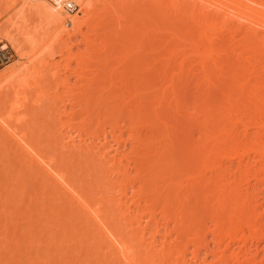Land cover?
Here are the masks:
<instances>
[{"label": "bare ground", "instance_id": "obj_1", "mask_svg": "<svg viewBox=\"0 0 264 264\" xmlns=\"http://www.w3.org/2000/svg\"><path fill=\"white\" fill-rule=\"evenodd\" d=\"M67 1L83 14L82 22L63 12ZM141 1L23 0L6 21L9 30L0 31L1 41L11 45L19 58L0 74L4 88L7 83L6 93L15 92L4 105L7 114L0 115L1 139L22 166H28L35 182L40 181L43 193L50 192V200L44 199L58 201V207L53 205L59 208L57 218L67 216L68 224L76 222L70 231L73 239L85 228V236L97 242L96 252L103 253L109 264H198L199 260L200 264L202 251L216 264H264V0H148L147 5ZM94 4L100 8L92 14ZM25 9L40 19L33 29L26 26ZM68 26L72 33L65 30ZM50 27H58L62 35L37 37ZM83 27L88 29L85 34ZM65 36L68 40L81 36L82 53L72 54L68 43L64 47L95 73L86 79V89L82 86L87 91L82 100L84 124L73 121L80 112L74 110L80 108L78 99L46 98L54 100L51 110L59 119L55 134L64 152L69 148L70 161L47 155L46 150L44 154L38 143L33 144L36 139L29 141L27 131L21 134L29 121L18 111L27 107L24 92L20 93L25 104H18V88L24 90L28 78L34 82L35 72L40 79L39 67L52 66L48 64L55 55L51 45ZM108 53L106 60L99 59ZM146 58L151 61L141 68L138 63ZM110 64L116 67L106 72ZM83 66L78 74L83 75ZM52 74L51 80L56 77ZM58 83L69 94L76 87L68 89L66 76ZM221 89L223 94H216ZM232 92L238 99L232 98ZM67 105L72 108L67 110ZM188 105L195 113L194 130L203 140L196 143L194 164L188 161L186 130L181 133L183 140L177 141V121L187 122L188 129V116L183 113ZM63 117L68 120L60 123ZM127 143L130 149L125 152ZM74 164L79 169L75 173ZM27 191L25 186L21 195ZM47 202L42 203L41 213L50 206ZM31 219L26 235L21 234L24 240L13 246L16 250L33 235L36 225ZM67 227L60 224L55 239ZM42 235L32 240L33 247L24 244L27 264H38L40 253L33 249L40 248L34 246L43 243L38 244L46 237ZM48 245L44 246L57 248ZM79 252L82 257L83 249Z\"/></svg>", "mask_w": 264, "mask_h": 264}, {"label": "rangeland", "instance_id": "obj_2", "mask_svg": "<svg viewBox=\"0 0 264 264\" xmlns=\"http://www.w3.org/2000/svg\"><path fill=\"white\" fill-rule=\"evenodd\" d=\"M22 1L23 0H0V31L2 32V31H4V30H6V29H8L9 27H7L6 29H5V27L7 26V24L6 23H8V22H6V21H8L9 20V18L14 14V13H16L17 12V10L22 6ZM86 1H91V0H86ZM135 2V3H140V1L141 0H131V4H133V2ZM68 2V1H67ZM142 2V4L144 3V5H147L148 4V0H147V2H146V0H145V2H144V0L143 1H141ZM138 3V4H139ZM13 5V6H12ZM11 7H13V8H11ZM98 8H100V6L98 5V4H94L93 5V10L91 11V13L92 14H95L96 12H97V9ZM12 9V10H11ZM170 11V10H169ZM63 12H65L66 14H68L66 11H64V9H63ZM171 12V11H170ZM188 12H189V6H188ZM189 14V13H188ZM70 16H72V17H74V18H76V19H78V20H80L81 22L83 21V19H82V17H83V14L82 13H77V11L76 12H74V13H72V14H69ZM24 16H25V18H26V20H28L27 22H26V26L29 28V29H33L34 27H36L38 24H39V21H40V19L36 16V14L34 13V11L33 10H30V9H25V11H24ZM189 22V21H188ZM9 25V24H8ZM9 30V29H8ZM65 30L67 31H70V33H72V27L71 26H68L67 28L65 27ZM11 31V33H12V35H13V30H10ZM13 31V32H12ZM16 31V30H15ZM44 30H42V31H40L39 32V36L37 35V37H42V38H44V39H47L48 37L50 38H53L54 36H56L57 34L59 35V36H61L62 34H59V32H60V29H58V27H50L48 30L47 29H45V31L43 32ZM0 32V33H1ZM17 32V31H16ZM43 32V33H42ZM88 32V29H86V27H83L82 28V33L83 34H85V33H87ZM15 33V32H14ZM45 34V35H44ZM14 36H16V37H18V33H17V35H16V33H15V35ZM91 36H92V34H91ZM93 37V36H92ZM110 38H112V36L110 37ZM111 41H114V39H111ZM5 41H1V38H0V74H5L7 71H8V66H10V65H12L15 61H17L19 58H18V55H16V53H15V51H14V49L12 48V46L11 45H6L5 46ZM65 43H68V45L70 46V48H71V50H70V52L72 53V54H77V53H82V51H83V49H84V44H82L83 42H82V39H81V36H72L71 37V39L70 40H68V38H66V36L65 37H63V39L62 40H60L59 41V43L56 45V43L54 42V44L52 43V45H51V52L52 53H55V55H54V57L53 58H51V59H49L48 61V64H50V65H52V66H50L51 67V69H50V71H49V68H46V69H41L40 67H39V76H40V79H39V77L37 76V74L35 75V73H37V72H35L34 74H33V77L35 78L34 79V82L32 81V80H30L29 78H28V82L25 84V86H23L25 89L23 90V88L22 89H20V88H18V96H20L21 97V95H22V93L24 92V97L26 98V96H27V99H26V106L27 107H23L24 109H20V110H18L19 112H21L19 115H21V116H26V121L28 120L29 122H27L26 124H25V127H22L21 128V134H22V132L24 133V132H26L27 131V136H28V139H29V141L31 142H34L35 140L34 139H36V143H33V144H35V145H37V143H38V145H40V147H42V152L44 151L45 152V150L47 151V155L49 154V153H51V154H56L57 156H58V158L60 157V158H63V157H65V161H70L71 160V152H68V150H69V148H65V150L67 149V152H64V150L60 147V138H58L59 139V141H55V140H58L57 139V134H55V133H57L56 132V128H59V126H58V121H59V119H58V117L56 118V117H54V114L55 113H53V111L51 110V108L53 107L52 106V102L54 101V100H51V99H48V102L46 101L47 99V97L49 96V98H52V99H58V96H60L64 101L68 98L67 96L68 95H72L71 97L72 98H76V99H78V100H76V102L78 101H80L79 102V106H80V108H78L77 109V107L76 106H74L75 107V109L74 110H78L77 112H79L80 114H81V111H82V115H80L79 113H77V120L75 119V120H73L74 122H77V123H75V125L77 124V125H79V123H83L84 124V122L83 121H85V117H86V115L85 114H83V113H85V106L83 105V103H85V102H83L84 100H83V95H85V92H87V91H85L84 92V90L86 89V84H87V81H86V79H88V78H90V76L92 75V74H95V73H91V71L92 70H94V68L92 69V67H89V66H83V62L82 61H79L78 59L76 60V59H74V58H76L75 56H73V55H69L70 53L69 52H67L66 51V48L64 47L65 46ZM55 45V46H54ZM4 46V47H3ZM6 47V48H5ZM54 47H56V48H54ZM27 48V47H26ZM83 48V49H82ZM28 49V48H27ZM53 49V50H52ZM62 51V53H61V51ZM24 51L26 52L27 50L26 49H24ZM58 51H60V53L61 54H63V57H62V55H60V53H58ZM58 53V54H57ZM65 53V54H64ZM69 53V54H68ZM65 55V56H64ZM103 56V57H102ZM107 56L109 57V53L108 54H104V55H101L100 57H99V59L101 60L102 58V60H106L107 59ZM148 57V56H147ZM69 60H68V59ZM135 58H137V57H135ZM147 60H149V59H151V58H146ZM146 59H144V60H142L141 62L139 61V63H138V65L139 66H141V64H143L142 66H141V68H143L144 66H145V64L147 63V64H149L150 63V61L151 60H149V61H147ZM26 60H21V62L19 61V63H23V62H25ZM39 61V60H38ZM37 61V62H38ZM144 61H147V62H144ZM79 62H81L82 63V66H83V69L84 70H82V73H83V75L82 74H78V73H81V68H82V66L80 67V66H77V63L78 64H80ZM39 63V66H40V61L38 62ZM38 63H36L35 65H36V68H38ZM145 63V64H144ZM146 64V65H147ZM85 65V64H84ZM137 65V64H136ZM53 66H55V67H53ZM66 66H68V67H66ZM114 67V64H110L109 66H108V69H105L106 70V72H108V71H110V69L112 68V67ZM52 67L54 68V69H52ZM66 67V68H65ZM78 67V68H77ZM85 67V68H84ZM89 67V68H88ZM111 67V68H110ZM116 67V66H115ZM114 67V68H115ZM59 68H60V70H59ZM65 68V69H64ZM67 68H68V71H66L67 70ZM80 68V69H79ZM88 68V69H87ZM9 69H10V67H9ZM57 70V71H56ZM64 70H65V72H64ZM86 70V71H85ZM88 70H90V72L88 71ZM144 70V69H143ZM74 71H76V72H74ZM3 72V73H2ZM49 72V73H48ZM56 72V73H55ZM86 73V77L84 76V74ZM93 72V71H92ZM95 72V71H94ZM103 72H105L104 70H103ZM47 73V74H46ZM52 73H54V75L56 74V77L54 78V79H52L51 80V78H52ZM61 73V74H60ZM64 73V74H63ZM69 73L70 74H72V75H69ZM73 73H74V75H73ZM76 73V74H75ZM44 74V75H43ZM49 74H51V75H49ZM91 74V75H90ZM60 75V76H59ZM63 75H64V77H63ZM51 76V78L49 79V77ZM65 76H66V78H68L69 77V81H70V86H69V88L68 89H72L73 88V84H76V87H74V89H73V92L74 93H76L75 95L76 96H73L74 95V93L73 92H71L70 94L69 93H67V91H66V89H62V88H60V87H58L57 85H59V81H61V80H64L65 79ZM71 76V77H70ZM76 76V77H75ZM77 76H79V77H81L82 76V78H83V80H79L78 78H77ZM32 77V78H33ZM36 77H38V78H36ZM58 77V78H57ZM64 79H63V78ZM77 78L79 81V83H77V81H76V79L75 78ZM92 77V76H91ZM31 78V77H30ZM31 78V79H32ZM57 78V79H56ZM61 79V80H60ZM56 80H58V81H56ZM38 81V82H37ZM51 81V82H50ZM55 81V82H54ZM81 81H83V82H81ZM85 81V82H84ZM33 82V83H32ZM75 82V83H74ZM30 83V84H29ZM37 83V84H36ZM56 83V84H55ZM84 83V84H83ZM6 85H7V83H5ZM41 84V85H40ZM48 84H50V85H48ZM79 84V85H78ZM6 85H5V88L7 89V87H6ZM29 87H28V86ZM54 85H56V86H54ZM34 86V87H33ZM38 86V87H37ZM52 86V87H51ZM82 86H84L85 87V89H83L82 88ZM3 87V88H2ZM42 89H41V88ZM49 87V88H48ZM56 87V88H55ZM58 87V88H57ZM4 88V83H1L0 82V115H3V116H5V114H3V113H5L6 112V114H7V112H8V110L6 109L5 110V108H4V105H6L9 101H11L12 100V98H14V96H15V92H13L12 90L9 92V94L8 93H6V89ZM28 88V89H27ZM36 88H40L39 90L38 89H36ZM44 88V89H43ZM48 88V91L46 90ZM53 88V89H52ZM229 88V87H228ZM2 89H5L4 90V92L2 91ZM57 91H56V90ZM83 89V90H82ZM226 89V88H225ZM20 90H22V91H20ZM41 90H43V91H41ZM46 90V91H45ZM75 90V91H74ZM227 90V89H226ZM16 91H17V89H16ZM26 91V92H25ZM45 91V92H44ZM79 91V92H78ZM82 91V92H81ZM3 92V93H2ZM20 92H22V93H20ZM38 92V93H37ZM56 92H58L57 94H56ZM61 92V93H60ZM222 92V94H223V90L221 89L220 91H218L216 94H220ZM60 93V94H59ZM66 93V94H65ZM82 93V94H81ZM84 93V94H83ZM20 94V95H19ZM28 94V95H27ZM39 94V95H38ZM46 96H45V95ZM49 94V95H48ZM81 94L82 95V97L81 96H79V95ZM4 95V96H3ZM22 95V96H23ZM36 95H38V96H40L41 95V97L42 96H44V98L42 99L41 97L39 98L38 96H36ZM86 95H87V93H86ZM69 96V97H70ZM196 96V95H195ZM218 96V95H217ZM20 97H18L19 99H20ZM56 97V98H55ZM65 97V98H64ZM238 97H239V95H237L236 93H233L232 92V98L234 99V100H236V99H238ZM22 98V97H21ZM29 98V99H28ZM39 98V99H38ZM18 99V104L20 105L21 104V102H22V106H24V104H25V102L23 101V99L24 98H22L21 99V101ZM34 99H35V101H34ZM195 99H196V97H195ZM25 100V99H24ZM50 100V101H49ZM83 100V101H82ZM23 102H24V104H23ZM42 104H41V103ZM46 102H47V104H46ZM37 103H39L38 104V106H37ZM34 104H36V106L34 105ZM48 104H49V106H48ZM61 104V103H60ZM76 104V103H75ZM44 105H46L45 107H47V108H45L44 107ZM62 105V104H61ZM77 105V104H76ZM83 105V106H82ZM51 106V107H50ZM69 105H67V110H70V108H72L71 106H69ZM31 107V108H30ZM37 107H39V108H37ZM41 107V108H40ZM4 108V109H3ZM69 108V109H68ZM26 109V110H25ZM79 109H82V110H79ZM84 109V110H83ZM22 110H24V111H22ZM41 110V111H40ZM188 112L187 111H185V108H184V115L185 116H188V129L185 127V124L187 123V122H185L184 123V121H182V120H180V121H177V124H176V127H180V128H178L177 130L179 131V137H180V139H178L177 141H179V140H183V139H187V140H185V142H187L188 143V148L190 147V149H188L187 151H188V161L190 160V159H192V160H190V162L192 163V164H194L195 163V160L197 159L196 157L197 156H194V152H196L194 149L196 148V143H198V144H200L203 140H202V138L200 137V135L198 134V132L196 131V130H194V127H195V129H196V124H195V122L193 121V119L194 118H191V117H195V116H193V115H195V113H194V110H193V108H192V106L190 107V105H188ZM44 111H45V113H44ZM9 112H10V110H9ZM23 112V113H22ZM186 112V113H185ZM194 113V114H193ZM56 115V114H55ZM52 117H54V118H52ZM81 117V118H80ZM31 120H30V119ZM83 118V119H82ZM54 119V120H53ZM58 119V120H57ZM49 120V121H48ZM57 120V121H56ZM67 120H68V118H65V117H63L62 119H61V122L60 123H64V122H67ZM79 120V121H78ZM195 120V119H194ZM46 121H47V123H46ZM50 121H52V123L50 122ZM57 123H56V122ZM79 122V123H78ZM40 123V124H39ZM44 123V124H43ZM46 123V124H45ZM49 123V124H48ZM173 123V122H172ZM28 124V125H27ZM34 124V125H33ZM55 124V125H54ZM57 124V125H56ZM179 124V125H178ZM194 124V125H193ZM30 125V126H29ZM52 125H53V127H52ZM60 125V124H59ZM81 125V127H82V124H80ZM122 127L120 128L121 130H123L124 129V131H122L123 132V135H124V137L122 138L124 141L127 139V133H126V130H125V128L123 127V124L121 123L120 124ZM120 125H119V127H120ZM27 126V127H26ZM36 126V127H35ZM55 126H56V128H55ZM193 126V127H192ZM182 127V128H181ZM184 127V128H183ZM53 128V129H52ZM25 129V130H24ZM28 129V130H27ZM52 129V130H51ZM54 129H55V131H54ZM31 130V131H30ZM183 130H186L185 131V133L183 132ZM38 131V132H37ZM54 133H53V132ZM67 130H65L64 129V131H62V134H63V132L65 133ZM34 133V134H33ZM36 133V134H35ZM53 133V134H52ZM73 133V132H72ZM181 133L183 134H187V138H183L182 139V137L184 136L185 137V135H181ZM26 134V133H25ZM29 134V135H28ZM55 134V135H54ZM119 134V133H118ZM117 134V135H118ZM55 136V139H53L54 138V136ZM38 136V137H37ZM53 136V137H52ZM1 137L2 136H0V264H27L25 261H26V259H24V258H26L25 256H24V258H23V256H22V254L24 253V255H25V253H26V251H27V245H26V249L24 248L25 247V245L24 244H28V243H31V244H29V246L31 245H33L34 243H32L33 241H36V240H34L35 238H37L36 236H39V235H44L45 236V234H46V237H43V238H41V240H39L38 239V244H40V243H42V244H40V245H36V246H34V247H36V248H38V247H40L39 249H33V250H35L34 252H36V251H38V252H36V254L37 253H40L38 256L39 257H41V258H39V262H38V264H64V262L63 261H67L65 264H69V263H71V264H89L88 262H89V260H93L94 261V263L95 264H99V261H102V263L103 264H109L110 263V261L109 260H106L104 257H103V253H97L96 252V245L95 244H97V242H94L93 240H91L89 237H86L85 236V232H86V229L84 228H82V229H80L79 230V232L77 233L78 235H77V237H79L78 239H73V236H72V234H71V232H72V230H71V227L74 225V224H76V222H72L71 220V222L72 223H70V224H68L69 222H68V220L69 219H66L67 218V216H64V217H66V218H64V217H59V218H57L58 216L56 215V214H58V210H59V208H57L56 209V207H54L55 205H57V203H58V201H55V202H51V201H48V199L50 200V197H49V195H50V192L49 193H47V194H44L43 193V190H42V188H40V181L39 182H35V180H34V175H33V173L32 172H29L28 171V166L27 165H23L22 166V163H23V161H21V160H19L18 158H17V156H16V154H14L13 153V151L11 150V147H10V145H7L5 142H3L4 140L3 139H1ZM30 137H31V139H30ZM37 137V138H36ZM110 137V136H109ZM126 138V139H125ZM109 139H111V138H109ZM121 139V140H122ZM34 140V141H33ZM122 140V142H124ZM202 140V141H201ZM110 142V141H109ZM121 142V141H120ZM200 142V143H199ZM186 143V144H187ZM111 144H114V143H111ZM192 144H194V146L192 145ZM129 145H130V143L128 144L127 143V145H126V148L124 147V149L122 148V150L123 151H125V152H127L128 151V149H130V147H129ZM202 145V144H201ZM200 145V146H201ZM199 146V145H198ZM199 146V147H200ZM192 147V148H191ZM39 148V147H38ZM45 148V149H44ZM44 149V150H43ZM191 149L192 150H194V151H192V152H190L191 151ZM49 150V151H48ZM43 152V153H44ZM49 152V153H48ZM197 152H198V150H197ZM197 152H196V155H197ZM194 153V154H193ZM44 154H46V153H44ZM50 154V155H51ZM190 154H192L193 155V158H191V156H190ZM53 155V156H54ZM199 155V154H198ZM201 155V154H200ZM63 156V157H62ZM186 156V155H185ZM194 157H195V159H194ZM193 161H194V163H193ZM190 163V164H191ZM78 164L76 163V166H77ZM75 166V164L72 166V167H74ZM75 166V168L72 170L74 173H75V171L77 172V170H79L77 167ZM71 169L72 168H70V170H69V168H65V171L66 170H69V171H71ZM76 169V170H75ZM75 170V171H74ZM71 171V172H72ZM89 172V171H88ZM87 172V173H88ZM25 176H24V175ZM24 176V177H23ZM19 178H21V179H19ZM38 181V180H37ZM25 186H27L28 187V191H27V193H26V196L25 195H21V191L24 189V187ZM42 187V186H41ZM256 191H258L257 193H259L260 191H261V189L260 188H258ZM38 194V197H37V199H35V195H37ZM22 196H24V197H22ZM47 196L49 197L48 199H44V197H46L47 198ZM41 199V200H40ZM46 200V201H45ZM48 201V202H47ZM44 202H47V203H45L46 204V206H48L49 204H50V206H48V209L46 210V212L45 213H41V211H42V207H45V205L44 206H42V203H44ZM52 203V204H51ZM54 205V206H53ZM52 206L55 208H53V210L54 211H52L53 213L51 214V210H52ZM32 207V208H31ZM51 207V208H50ZM57 207H58V205H57ZM29 208H30V211H29ZM50 208V209H49ZM61 209H62V207H60ZM60 209V210H61ZM40 210V211H39ZM42 215H41V214ZM48 213H50V215L48 214ZM56 213V214H55ZM67 213V212H66ZM55 214V215H54ZM46 215V216H45ZM50 217H49V216ZM54 215V217H52ZM31 217H32V219H31ZM47 218V219H46ZM53 218V219H52ZM62 218V219H61ZM30 219L31 220H33V221H35L34 223H32V225L33 224H35L36 226H34V230H33V235L32 236H30L29 235V238H28V242H27V240L24 242V244H23V246L21 245V249L19 250V249H17L16 250V248H13V246H14V244H17V242H19L20 241V239H21V237H23V236H21V234L22 233H24L26 230H29L28 229V227L30 226ZM58 219H59V221H58ZM39 221V222H38ZM47 221H49V222H47ZM47 222V223H46ZM58 222V223H57ZM67 222V223H66ZM62 223H64V227H66V226H68L67 228H62V229H60L61 230V233L60 232H58L59 234H57V235H59V236H57L56 235V239H55V236H54V232H56V231H58V229H59V225L60 224H62ZM66 223V224H65ZM37 224H39L40 226H38ZM42 224H43V226H42ZM45 224H46V226H45ZM7 226V227H6ZM10 226V227H9ZM45 227V228H44ZM41 228H43V230L45 231L44 233H41V232H43L42 230H41ZM7 229H8V231H7ZM59 230V231H60ZM64 230V231H63ZM17 231V233H15ZM41 231V232H40ZM71 231V232H70ZM15 233V235H14V233ZM68 232V233H67ZM70 232V233H69ZM5 233H8V234H5ZM26 233V232H25ZM22 234V235H26V234ZM42 235V236H43ZM67 236V237H66ZM40 238V237H39ZM44 238H46V239H44ZM23 239V238H22ZM21 239V240H22ZM43 239V240H42ZM47 239H48V241H47ZM24 240V239H23ZM33 240V241H32ZM46 240V241H45ZM42 241V242H41ZM47 242H49V243H51V245H55V246H57V248H55V247H53L52 248V246H50L49 248H51L52 250H50L49 248H46V246L49 244V243H47ZM23 243V242H22ZM46 243V244H45ZM44 245H46V246H44ZM49 246V245H48ZM59 246V247H58ZM33 247V246H32ZM212 247V245L210 244V248ZM30 249H32V248H30ZM48 249V250H47ZM77 249H78V251H77ZM83 249V256L81 257L80 256V252H79V250H82ZM33 250H31V251H33ZM50 250V251H49ZM33 253V252H32ZM34 255H35V253H34ZM189 255V254H188ZM37 256V257H38ZM80 256V257H79ZM189 257V256H188ZM31 259H33L32 258V256H31ZM189 259H190V257H189ZM34 260V259H33ZM33 260H31V262L33 261ZM206 260V261H205ZM60 261H61V263H60ZM204 261V263H206V264H216V263H214L213 262V259H212V257H210V254L209 253H207V252H205V251H202V255H201V263ZM211 261V262H210ZM199 262H200V260H199ZM199 262H197L198 264H199ZM200 263V264H201ZM203 264V263H202Z\"/></svg>", "mask_w": 264, "mask_h": 264}, {"label": "built area", "instance_id": "obj_3", "mask_svg": "<svg viewBox=\"0 0 264 264\" xmlns=\"http://www.w3.org/2000/svg\"><path fill=\"white\" fill-rule=\"evenodd\" d=\"M63 9L69 14H72L77 11V7L69 1L63 4Z\"/></svg>", "mask_w": 264, "mask_h": 264}]
</instances>
